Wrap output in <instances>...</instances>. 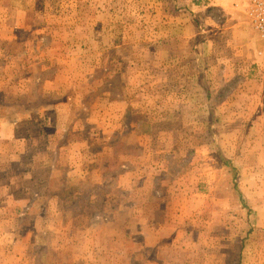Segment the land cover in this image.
I'll return each mask as SVG.
<instances>
[{
  "label": "rangeland",
  "instance_id": "rangeland-1",
  "mask_svg": "<svg viewBox=\"0 0 264 264\" xmlns=\"http://www.w3.org/2000/svg\"><path fill=\"white\" fill-rule=\"evenodd\" d=\"M250 2L0 0V264H264Z\"/></svg>",
  "mask_w": 264,
  "mask_h": 264
},
{
  "label": "built area",
  "instance_id": "built-area-1",
  "mask_svg": "<svg viewBox=\"0 0 264 264\" xmlns=\"http://www.w3.org/2000/svg\"><path fill=\"white\" fill-rule=\"evenodd\" d=\"M248 15L254 29L264 39V0H251Z\"/></svg>",
  "mask_w": 264,
  "mask_h": 264
},
{
  "label": "crops",
  "instance_id": "crops-1",
  "mask_svg": "<svg viewBox=\"0 0 264 264\" xmlns=\"http://www.w3.org/2000/svg\"><path fill=\"white\" fill-rule=\"evenodd\" d=\"M260 36V35H259Z\"/></svg>",
  "mask_w": 264,
  "mask_h": 264
}]
</instances>
